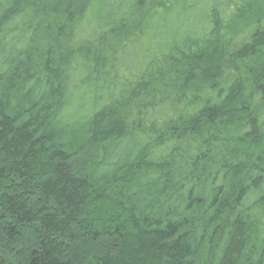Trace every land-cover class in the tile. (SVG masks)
<instances>
[{
  "label": "trees",
  "instance_id": "1",
  "mask_svg": "<svg viewBox=\"0 0 264 264\" xmlns=\"http://www.w3.org/2000/svg\"><path fill=\"white\" fill-rule=\"evenodd\" d=\"M0 264H264V0H0Z\"/></svg>",
  "mask_w": 264,
  "mask_h": 264
}]
</instances>
